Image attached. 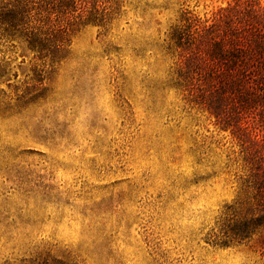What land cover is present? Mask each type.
Masks as SVG:
<instances>
[{"label":"rangeland","instance_id":"obj_1","mask_svg":"<svg viewBox=\"0 0 264 264\" xmlns=\"http://www.w3.org/2000/svg\"><path fill=\"white\" fill-rule=\"evenodd\" d=\"M109 1L59 58L0 39V264H264L259 235L205 240L264 126L240 145L175 85L167 50L186 15L233 0Z\"/></svg>","mask_w":264,"mask_h":264},{"label":"trees","instance_id":"obj_2","mask_svg":"<svg viewBox=\"0 0 264 264\" xmlns=\"http://www.w3.org/2000/svg\"><path fill=\"white\" fill-rule=\"evenodd\" d=\"M109 0H0V39H21L30 51L59 58L86 24L102 26ZM186 14H189L186 12ZM167 50L176 56L175 85L230 130L240 145L253 137L250 121L264 126V5L233 0L209 23L186 15L171 28ZM249 158L247 176L206 242L230 247L259 235L264 256V150ZM253 158H257L253 161Z\"/></svg>","mask_w":264,"mask_h":264}]
</instances>
